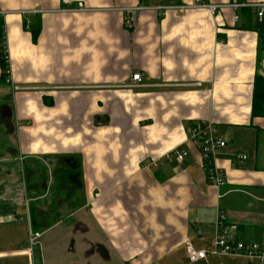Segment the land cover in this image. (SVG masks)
Listing matches in <instances>:
<instances>
[{"label": "crops", "instance_id": "crops-1", "mask_svg": "<svg viewBox=\"0 0 264 264\" xmlns=\"http://www.w3.org/2000/svg\"><path fill=\"white\" fill-rule=\"evenodd\" d=\"M165 1L177 7L0 0L10 63L9 81H2L0 57V264H35L28 238L37 185L23 170L47 158L51 173V162L69 156L80 162L86 196L74 222L85 229L76 216L88 211L105 237L88 238L87 254L97 246L119 264H259L213 255L192 263L187 256L188 243L211 248L219 215L237 227V239L264 244V117L252 116L262 72L258 21L244 11L235 19L229 7L212 13L188 7L193 0ZM137 5L146 8L131 11ZM134 72L142 81L128 88ZM5 105L12 117H3ZM197 121H211L228 142L216 159L223 187L209 183L199 149L187 144ZM177 147L187 148V162L150 165ZM62 223L40 233L39 247L44 232Z\"/></svg>", "mask_w": 264, "mask_h": 264}, {"label": "rangeland", "instance_id": "rangeland-1", "mask_svg": "<svg viewBox=\"0 0 264 264\" xmlns=\"http://www.w3.org/2000/svg\"><path fill=\"white\" fill-rule=\"evenodd\" d=\"M259 54V53H258ZM262 53L260 51V56L258 60L261 58ZM261 65L260 71L262 70V62L259 61ZM262 74V72L260 73ZM0 96H2L0 94ZM3 102V97H0V104ZM5 111H2V115L4 118H8L11 116V106L5 105ZM4 141L7 138L3 139ZM57 157L53 162H51V173L48 170L49 163L47 158L38 159L41 160L40 166H29L24 171L22 177L25 181L27 178L30 179L32 184H36V188H34L33 197L35 199L34 204L39 208V214H46L47 218L40 217L38 220L42 224H47L48 222L54 223L58 220V222H64L56 228L45 231L43 236L40 238V247L44 256V259H48V264H119L117 261V257L111 255L109 258L105 257L100 251L99 247L93 246L95 252L87 254L84 252L85 247L87 246V239L92 238V241H104L105 237L100 230L97 223H94L93 220L88 218H93L92 216H88V211L80 212L76 217L79 218L80 221L85 223V229H81L78 222H74V211L79 209L83 202L86 201L85 190L84 187L79 188V190H71L70 183H62L60 181V175L57 174L59 168H64L65 165L62 163H66L64 160H58ZM73 159L67 161L71 164L73 163ZM36 163L33 165L35 166ZM32 169V170H31ZM27 171V174H26ZM56 171V172H55ZM55 172V173H54ZM73 180L78 187L84 186L83 177L80 175L78 178L74 176ZM27 183V182H26ZM47 185V188L43 190V186ZM46 193V194H45ZM44 195V197L39 198ZM79 205V206H78ZM76 206H78L76 208ZM28 215V214H27ZM82 217V218H81ZM40 232V231H38ZM241 239L244 237L241 236ZM99 241V242H100ZM246 242V240H243ZM249 241V240H248ZM39 241H36L34 248L39 247ZM105 242V241H104ZM30 234L28 238V246H32ZM100 246V244H98ZM103 247V246H100ZM41 257L39 253L38 258ZM33 258H34V250H33ZM38 258L34 262L35 264H41V261H38ZM112 259V260H111Z\"/></svg>", "mask_w": 264, "mask_h": 264}, {"label": "built area", "instance_id": "built-area-1", "mask_svg": "<svg viewBox=\"0 0 264 264\" xmlns=\"http://www.w3.org/2000/svg\"><path fill=\"white\" fill-rule=\"evenodd\" d=\"M177 6L172 5L165 0H159L155 8L157 10L166 11L169 9H175ZM185 6H182L184 8ZM188 7H208L212 13H215L218 8L229 7L235 11V19L240 18V13L242 11L251 10L253 13V18L258 21L257 24L264 25V0L257 2H234L228 4H214L207 0H193ZM79 9H84L85 6L83 2H79ZM146 8L142 5L135 6L131 11H138ZM240 12V13H239ZM6 61L9 64V69L7 72L10 76V63L9 55L6 56ZM262 76L264 78V48L262 50ZM9 81V77L7 79ZM142 81L141 73L134 72L131 76L130 81L125 86L128 88H135L140 86ZM192 143L199 149L201 157V167L206 172L207 180L210 184L216 187H223L226 184V178L224 170L217 165L216 159L219 153L226 148L228 142L226 139L222 138L216 126L211 121H197L187 131V144ZM189 151L187 148L177 147L168 151L165 156L161 159L153 161L150 165L156 167L157 162L163 160L173 162L177 161L180 163L187 162ZM242 159L247 158V155H239ZM29 220V219H28ZM235 225L230 226L225 222V217L219 215L215 221V234L212 242V246L208 250H196L190 243L187 245V256L190 262L195 263L200 260L206 259L209 255L213 256H240L249 259L258 260L259 264H264V245L257 242H245L239 240L235 237L232 230L236 229ZM40 233L31 231L30 238L33 243L29 246L31 251L34 250V245Z\"/></svg>", "mask_w": 264, "mask_h": 264}, {"label": "trees", "instance_id": "trees-1", "mask_svg": "<svg viewBox=\"0 0 264 264\" xmlns=\"http://www.w3.org/2000/svg\"><path fill=\"white\" fill-rule=\"evenodd\" d=\"M243 13L246 14V19L248 18L250 21L253 22V13L251 10L244 11ZM250 25L246 26L249 27ZM256 30H258L259 33V40H258V50H259V56H260V51L262 53V50L264 48V25L257 24L255 25ZM5 26H4V21L3 18L0 16V43H1V66H2V81H7L9 77V73L7 70L9 69V64L6 61V56L8 55L7 51V45L5 41ZM260 60V59H259ZM252 116H261L264 117V78L260 73H257L254 79V86H253V102H252ZM66 161H70L73 159V163L76 164H71L69 162L67 163H62L65 165L64 168H59L57 174L60 175V181L62 183H70V186L72 187L71 190H79L80 187H78L74 181H73V176H76L77 178L81 175L80 171V162L78 161V158L76 156H69L66 158ZM65 161V162H66ZM79 164V165H78ZM28 171V169H27ZM56 172V171H55ZM54 172V173H55ZM29 180V178H27ZM79 206V205H78ZM76 206V208L78 207ZM31 228L33 232H38L41 233L43 232L46 228L50 227L53 223H47V224H42L38 219L42 216L45 219L47 218L46 214H38L36 209H35V204L34 202L31 203ZM264 245V244H263ZM39 253L41 254V251L39 248L36 246L34 248V258L35 261L38 258ZM38 261H41V257L38 258ZM35 263V262H34Z\"/></svg>", "mask_w": 264, "mask_h": 264}, {"label": "flooded vegetation", "instance_id": "flooded-vegetation-1", "mask_svg": "<svg viewBox=\"0 0 264 264\" xmlns=\"http://www.w3.org/2000/svg\"><path fill=\"white\" fill-rule=\"evenodd\" d=\"M71 178H74V176L73 177H71ZM74 181V180H73ZM75 182V181H74Z\"/></svg>", "mask_w": 264, "mask_h": 264}]
</instances>
